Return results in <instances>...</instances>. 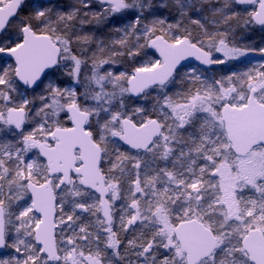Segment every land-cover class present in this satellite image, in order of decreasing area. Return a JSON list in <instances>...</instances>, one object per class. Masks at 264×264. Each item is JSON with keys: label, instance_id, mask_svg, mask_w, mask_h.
I'll use <instances>...</instances> for the list:
<instances>
[{"label": "snow or ice", "instance_id": "6c2138e0", "mask_svg": "<svg viewBox=\"0 0 264 264\" xmlns=\"http://www.w3.org/2000/svg\"><path fill=\"white\" fill-rule=\"evenodd\" d=\"M0 264H264V0H0Z\"/></svg>", "mask_w": 264, "mask_h": 264}, {"label": "rangeland", "instance_id": "374dc122", "mask_svg": "<svg viewBox=\"0 0 264 264\" xmlns=\"http://www.w3.org/2000/svg\"><path fill=\"white\" fill-rule=\"evenodd\" d=\"M249 59H252L254 62H258L261 59V57L255 56V57H249Z\"/></svg>", "mask_w": 264, "mask_h": 264}, {"label": "trees", "instance_id": "16d2710c", "mask_svg": "<svg viewBox=\"0 0 264 264\" xmlns=\"http://www.w3.org/2000/svg\"><path fill=\"white\" fill-rule=\"evenodd\" d=\"M258 33L253 35V39H258Z\"/></svg>", "mask_w": 264, "mask_h": 264}, {"label": "water", "instance_id": "95a60500", "mask_svg": "<svg viewBox=\"0 0 264 264\" xmlns=\"http://www.w3.org/2000/svg\"><path fill=\"white\" fill-rule=\"evenodd\" d=\"M193 63H195L194 61H192Z\"/></svg>", "mask_w": 264, "mask_h": 264}]
</instances>
